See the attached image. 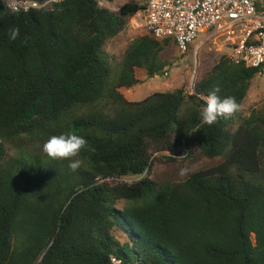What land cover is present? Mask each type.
Instances as JSON below:
<instances>
[{
	"label": "trees",
	"instance_id": "trees-1",
	"mask_svg": "<svg viewBox=\"0 0 264 264\" xmlns=\"http://www.w3.org/2000/svg\"><path fill=\"white\" fill-rule=\"evenodd\" d=\"M146 4L11 11L0 0V264H264V108L200 118L215 87L241 105L257 70L221 55L192 93L127 99L135 68L163 73L169 38H134L115 69L103 46ZM69 130L87 146L49 158L43 144ZM195 149L221 160L176 182L149 177L155 152L174 162Z\"/></svg>",
	"mask_w": 264,
	"mask_h": 264
},
{
	"label": "built area",
	"instance_id": "built-area-1",
	"mask_svg": "<svg viewBox=\"0 0 264 264\" xmlns=\"http://www.w3.org/2000/svg\"><path fill=\"white\" fill-rule=\"evenodd\" d=\"M2 1L11 11H26L48 8L62 0ZM95 1L101 6L109 0ZM128 23L156 39H172L181 51L199 33L223 38L231 48L227 56L232 61L255 68L264 78V0H147ZM111 262L121 264L115 256Z\"/></svg>",
	"mask_w": 264,
	"mask_h": 264
},
{
	"label": "rangeland",
	"instance_id": "rangeland-1",
	"mask_svg": "<svg viewBox=\"0 0 264 264\" xmlns=\"http://www.w3.org/2000/svg\"><path fill=\"white\" fill-rule=\"evenodd\" d=\"M124 2L145 4L146 0H109L101 4V7L118 11L119 6ZM140 35L147 34L144 30L132 29L128 23L121 33L105 42L103 51L111 67L117 68L127 45ZM230 50V46L223 38H208L206 33H199L185 51H181L176 43L169 39L161 51V57L166 63L163 73L166 72V74L148 76L143 68L140 69L144 73L138 71L139 68H135L134 74L139 82L130 88L121 87L119 91L129 100H141L154 92L171 91L179 87H183L187 93H192L194 83L212 67L221 55H227ZM141 75L144 77L141 78ZM263 108L264 78L257 74L250 81L247 94L238 111L239 117L240 119L246 117L252 109ZM164 155H168V153L155 152L152 156V167L148 174L156 183L183 180L191 172L210 167L221 160L220 157H205L197 149L189 158L179 156L174 162L167 161ZM181 169L187 170L186 175H179ZM131 179L125 178L123 180ZM120 205L121 202L118 207ZM115 235L120 242L126 241L125 234L119 229L115 231Z\"/></svg>",
	"mask_w": 264,
	"mask_h": 264
},
{
	"label": "clouds",
	"instance_id": "clouds-1",
	"mask_svg": "<svg viewBox=\"0 0 264 264\" xmlns=\"http://www.w3.org/2000/svg\"><path fill=\"white\" fill-rule=\"evenodd\" d=\"M20 34L19 28H12L9 30L8 38L16 40ZM220 91L219 87H215L211 93L203 97L204 107L200 113V118L203 124L212 126L218 120L229 119L239 111L240 105L234 97H225L221 99L217 93ZM87 146V140L83 135L69 130L62 132L59 135L51 136L43 144V152L52 159H70L77 157L82 149ZM82 161L79 159L72 160L68 167L75 172L81 168ZM187 170L181 169L180 176L186 175Z\"/></svg>",
	"mask_w": 264,
	"mask_h": 264
},
{
	"label": "crops",
	"instance_id": "crops-1",
	"mask_svg": "<svg viewBox=\"0 0 264 264\" xmlns=\"http://www.w3.org/2000/svg\"><path fill=\"white\" fill-rule=\"evenodd\" d=\"M122 4H123V3H122ZM138 71H141V72L144 73V71H143L142 69H140V68L138 69ZM141 72H140V73H141ZM141 74H142V73H141ZM142 77H144V75H141V78H142Z\"/></svg>",
	"mask_w": 264,
	"mask_h": 264
}]
</instances>
